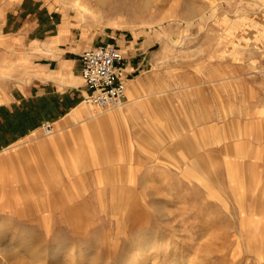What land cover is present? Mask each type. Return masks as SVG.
<instances>
[{"label":"rangeland","instance_id":"rangeland-1","mask_svg":"<svg viewBox=\"0 0 264 264\" xmlns=\"http://www.w3.org/2000/svg\"><path fill=\"white\" fill-rule=\"evenodd\" d=\"M37 23L38 39L137 51V86L120 110L76 97L56 122L44 107L36 130L0 147L1 174L24 175L38 190L48 177L56 201L75 207L40 219L32 195L24 214L0 208V264H38L35 253L54 242L68 245L66 264H264V0H0V105L34 85L25 60L4 69V34ZM117 111L115 125L94 123ZM230 128L263 139H229ZM236 141L251 142L241 164ZM71 156L85 193L53 180L75 172ZM132 189L134 216L112 218L117 192Z\"/></svg>","mask_w":264,"mask_h":264},{"label":"crops","instance_id":"crops-1","mask_svg":"<svg viewBox=\"0 0 264 264\" xmlns=\"http://www.w3.org/2000/svg\"><path fill=\"white\" fill-rule=\"evenodd\" d=\"M4 37V69L14 66L15 63L12 61L25 60L34 85L30 90H28L29 87L27 90L18 89L17 95L10 96L9 102L0 105V147L12 146L16 140L36 130L42 124V122L38 124V112L43 111L44 107L47 118L57 122L64 116L62 105L70 102L73 107L76 97L79 99L87 97L88 92L81 79V55L84 51L100 45L72 46L70 42L65 41V38L58 35L38 39V23L34 28L20 27L14 34L9 31L4 34ZM131 51L133 50L124 54L123 62L119 66L123 69V83L127 93L123 105L126 103L130 105L129 97L137 86L135 75L139 64L136 58L140 54H137V51L133 54ZM33 91V94L30 93ZM29 98L34 99L30 102L31 106L35 107L32 113L26 110L29 103L26 100ZM60 102H62L61 105ZM119 114L117 111L105 115V118ZM32 115H36L35 120L32 119ZM114 132L116 136V131Z\"/></svg>","mask_w":264,"mask_h":264},{"label":"bare ground","instance_id":"bare-ground-1","mask_svg":"<svg viewBox=\"0 0 264 264\" xmlns=\"http://www.w3.org/2000/svg\"><path fill=\"white\" fill-rule=\"evenodd\" d=\"M99 116V115H98ZM105 116V115H103ZM102 117V115H101ZM117 116H109L107 118H101L98 121L94 122V123H100V125L105 124V120H108L111 124H113L116 121ZM92 122V121H91ZM104 122V123H103ZM262 126V124H261ZM261 128V127H260ZM259 128V129H260ZM260 132V131H259ZM258 133V132H257ZM263 132L261 131L260 134H262ZM260 134H256L255 132H253L251 130L250 131H246V130H234L230 128V132L228 133V137L229 139H236V140H242L244 138L250 139L251 141H262L263 136ZM220 140V139H219ZM249 140V141H250ZM264 140V139H263ZM220 141H218L219 143ZM240 142V141H239ZM238 141H236L234 144V146L232 145V151H233V155L234 157V163L237 164H241L244 160L243 158H241L243 155L247 154L249 155L250 153V148L249 145L251 144H242L239 143ZM253 143V142H252ZM95 144V143H94ZM212 145V143H210ZM260 144V143H259ZM44 145H42L43 147ZM94 146V145H93ZM214 146V145H213ZM209 147V146H208ZM212 147V146H211ZM213 148V147H212ZM96 150V149H95ZM114 150V149H113ZM96 152V151H95ZM108 152V151H107ZM106 154V153H105ZM261 151H258V153H256V155H260ZM100 155V154H99ZM110 155V154H109ZM24 157V156H23ZM72 157V156H71ZM111 157V156H110ZM264 157V156H262ZM254 158V157H253ZM101 159V157H100ZM109 159V158H108ZM113 159V158H112ZM263 159V158H262ZM62 160V159H61ZM107 160V158H106ZM251 160V158H250ZM26 161V159H25ZM82 161V160H81ZM89 161V160H88ZM117 161V160H116ZM119 161V160H118ZM27 162V161H26ZM23 162V163H26ZM65 162L67 164H70L74 169L75 172H73L71 175H66L64 173V177L60 178V176L56 175V173H53L56 175L55 177H53L52 179L57 183V184H65L66 183H71L74 185H77L79 187L78 190H80L81 192H87V186L88 183H86V178L82 175H78V173H76V171L79 169L80 167V162L78 159H76L75 157L69 158L67 160H65ZM115 162V161H114ZM246 162V161H245ZM49 163V162H48ZM61 163V162H60ZM107 163V162H106ZM253 163V162H252ZM1 164V163H0ZM62 164V163H61ZM96 164V163H95ZM117 164V163H116ZM254 164V163H253ZM24 165V164H22ZM42 165V164H41ZM82 165V164H81ZM99 165V163H98ZM259 165V164H258ZM52 166V164H51ZM50 166V167H51ZM59 166V165H58ZM87 166V165H86ZM85 166V167H86ZM235 166V165H234ZM248 166V165H247ZM25 168V166H23ZM27 167H29V164H27ZM52 168V167H51ZM54 168V167H53ZM118 168V167H117ZM262 168V167H261ZM28 169V168H27ZM30 169V168H29ZM248 169V168H247ZM26 170V169H25ZM37 170V169H36ZM54 170H56V168H54ZM105 170V169H104ZM203 170L212 172L214 170H216V168H214L213 166H209ZM31 171V170H29ZM81 171V170H80ZM83 171V170H82ZM81 171V172H82ZM261 171V169H260ZM20 172V171H19ZM36 172V171H35ZM79 172V171H78ZM219 172V171H218ZM15 173V172H14ZM22 173V172H21ZM250 173V172H249ZM16 174V173H15ZM25 174V172H24ZM50 174V173H49ZM41 175V174H40ZM45 176V174H42ZM63 175V174H62ZM223 175V174H222ZM33 176V175H32ZM38 176V175H37ZM207 175H201V180L207 184H209V180L208 178H206ZM41 177V176H40ZM47 177V176H46ZM213 177V176H212ZM24 175H9V174H1L0 173V208L7 210L8 211V215H14L15 213L18 214H24L25 211H27L28 209V204L30 202V198H32V195H38V201H36V198L33 199L32 198V203H34L33 206H35L36 204L38 205V210L40 211V213L38 214V217L40 219H47L49 217L52 216L53 212H57L56 214H60V217H63L64 214L67 215L68 212H70L72 209H74L75 207H69V206H63V204L58 203L56 200L58 199L57 197L54 196V192H53V188H49L50 182L48 181V177L43 181V189H39L38 190V185L36 187L33 186V188L31 187L32 185L29 184V182H25V179L23 180ZM29 178V177H28ZM231 178V177H230ZM239 178V177H238ZM248 178V177H247ZM260 178V177H259ZM44 179V178H43ZM101 179V178H100ZM120 181L122 180L121 178H119ZM125 179V178H124ZM219 179V178H218ZM222 179V178H220ZM117 180V179H115ZM248 180V179H247ZM35 181V180H34ZM64 181V182H63ZM119 181V182H120ZM54 182V183H55ZM93 182V181H92ZM116 182V181H115ZM256 182V181H254ZM259 182V181H258ZM261 182V181H260ZM42 183V181H41ZM122 183V182H121ZM255 185V183H253ZM260 184V183H258ZM95 185L97 187H99L100 185H102V183L98 182L95 183ZM125 185V183H124ZM211 185V184H210ZM11 186V187H10ZM52 186V184L50 185ZM114 186V185H113ZM127 186V185H126ZM132 186H135V181L133 180L132 182ZM240 186V187H239ZM23 187H25L26 189H24ZM95 187V186H94ZM102 187V186H101ZM237 188L239 187L240 189L238 190L242 195L240 196V201L244 202L246 199L245 196V190H244V186L243 185H237ZM64 188V187H63ZM70 188V187H69ZM96 188V187H95ZM255 189V187H254ZM63 190V189H62ZM256 190V189H255ZM98 193V192H97ZM119 193L120 196V200L122 203L119 204V206L117 208H114L112 210V213L116 212L115 214L112 215V218L114 219H119L121 222H124L128 219H130L132 216H134L135 212H136V199H135V195H134V191L132 190H125V191H120L117 192ZM116 193V194H117ZM248 193V192H247ZM27 194H30V197L27 196ZM87 194V193H86ZM100 196L103 193H98ZM97 194V195H98ZM115 194V193H114ZM255 194V192H254ZM85 195V194H84ZM41 196H45L46 198H43ZM74 195L72 194L71 197H73ZM65 197V196H64ZM86 197V196H85ZM96 197V196H95ZM109 197V196H108ZM252 197V196H251ZM260 197V196H259ZM43 198V199H42ZM69 198V197H68ZM75 198V197H74ZM101 198V197H100ZM116 198V197H115ZM122 198V199H121ZM97 199V198H96ZM249 199V198H248ZM254 199V197H253ZM101 200V199H100ZM114 198L111 199V202H113ZM52 201V202H51ZM109 201V200H108ZM247 201V200H246ZM69 202V201H67ZM98 202V201H97ZM71 203V202H70ZM74 204V203H73ZM78 205V204H77ZM251 205V204H250ZM247 206V205H246ZM82 207V206H81ZM88 207V206H87ZM244 207V206H243ZM248 208V207H247ZM246 208V209H247ZM35 209V208H34ZM85 209V208H84ZM99 209L102 212H105V210H107V207H105V205L101 204L99 206ZM86 211V210H85ZM109 213V212H108ZM70 214V213H69ZM68 214V215H69ZM91 214V213H88ZM115 215V216H114ZM20 216V215H19ZM18 217V216H17ZM54 217V215L52 216ZM20 218V217H19ZM22 218V217H21ZM72 218V217H71ZM54 221V218L52 219ZM90 220V219H89ZM118 220V221H119ZM81 223V222H80ZM87 223V222H86ZM153 239V238H152ZM151 239V240H152ZM153 241V240H152ZM152 244V243H151ZM150 244V245H151ZM148 245L146 246L144 249L145 251H149L151 250V246ZM68 246V245H66ZM66 246H61V244L58 243H53V245L50 247V249L48 251H41L39 253H35V261L38 264H46V259L48 260L49 264H66L67 259L65 257L68 256V248ZM146 257V256H145Z\"/></svg>","mask_w":264,"mask_h":264},{"label":"built area","instance_id":"built-area-1","mask_svg":"<svg viewBox=\"0 0 264 264\" xmlns=\"http://www.w3.org/2000/svg\"><path fill=\"white\" fill-rule=\"evenodd\" d=\"M122 52L113 45L100 44L81 55V79L88 95L86 102L100 110L123 106L126 88L123 83ZM45 134L52 132L50 126L43 128Z\"/></svg>","mask_w":264,"mask_h":264}]
</instances>
